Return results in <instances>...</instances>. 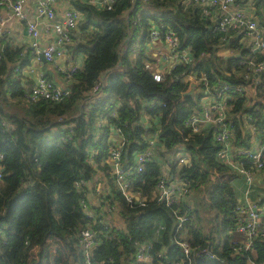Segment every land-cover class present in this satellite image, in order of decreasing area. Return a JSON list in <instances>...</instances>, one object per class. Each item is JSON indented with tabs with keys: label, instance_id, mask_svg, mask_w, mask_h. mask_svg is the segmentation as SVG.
I'll use <instances>...</instances> for the list:
<instances>
[{
	"label": "trees",
	"instance_id": "trees-1",
	"mask_svg": "<svg viewBox=\"0 0 264 264\" xmlns=\"http://www.w3.org/2000/svg\"><path fill=\"white\" fill-rule=\"evenodd\" d=\"M73 4L83 14L73 50L84 56V65L75 73L69 95L60 102L27 101L22 69L29 57L23 58L21 49H12L8 43L0 51V264H264V239L255 237L245 249L228 233L234 225L237 198L232 180L236 175L216 157L218 147L209 129L184 142L191 159L179 172L190 181L193 203L192 207L186 199L177 203L181 212L187 210L191 215L180 227L175 223L176 205L168 207L152 200L131 205L111 179L102 204L90 207L95 216L86 215L81 200L88 186L79 189L75 185L80 179L88 181L93 172L85 161L86 149L96 147L104 156L108 128L114 124L129 141L125 156L130 160L132 152L142 150L153 118L161 125L165 150L174 149L189 133L184 126L186 118L202 108L201 88L187 94L190 83L184 76L194 71L204 73L213 86L245 84L240 64L245 52L232 42L228 47L233 55H218L221 34L212 31L211 21L202 16L199 7L184 10V4L176 0H115L110 10L81 1ZM137 17L140 21L135 22ZM149 20L161 30L175 31L180 48L193 53L196 61L192 68L178 65L162 80L154 79L145 67L155 62L145 51V32L141 44L136 43L137 24L145 30ZM132 28L134 35L124 43ZM101 75L105 76L104 87L100 95H93L92 87ZM228 93L232 96L228 101L234 120L232 141H236L235 148L246 149L250 133L234 114L249 115L257 134L264 138V83L255 86L251 96L233 93L232 88ZM139 98L158 103L143 109ZM83 100L84 104L80 103ZM74 103L82 105L80 113L65 120ZM116 104L117 117H107L108 126L99 130L98 117L109 114ZM143 113L149 124L140 123ZM167 151L159 156L156 152L135 179L134 186L145 194L151 195L159 163L170 162ZM236 159L250 166L242 157ZM172 169L176 170L174 164ZM203 183L209 193L207 208L215 211L214 221L207 226L201 223L205 211L199 213L200 199L195 203L196 186ZM114 211L121 223L113 224ZM84 229L94 231L88 259L81 244ZM176 241L188 244V256ZM142 245L150 256L147 261L137 259ZM205 249L215 257H208ZM157 252L161 255L156 256Z\"/></svg>",
	"mask_w": 264,
	"mask_h": 264
},
{
	"label": "built area",
	"instance_id": "built-area-1",
	"mask_svg": "<svg viewBox=\"0 0 264 264\" xmlns=\"http://www.w3.org/2000/svg\"><path fill=\"white\" fill-rule=\"evenodd\" d=\"M82 2L110 10L115 0H82ZM32 3L34 7L31 13L28 0H0V51L2 42L12 38L8 21L23 24L27 50L23 51L21 48V56L29 57V62L24 69L32 73L27 81L25 99L29 102L44 100L58 103L69 95V86L74 82V75L84 65V56L73 52L75 35L79 30L78 26L83 14L68 1L62 6L57 5V0H32ZM182 3L185 6L195 4L200 8L202 16L211 21L212 31L221 34L218 49H227L233 55L234 51L228 46L235 42L240 46V50L245 52L240 64L243 66V79L246 83L235 87L225 83L213 86L209 84L204 73L190 72L183 79L190 83V90L192 87L189 79L192 80L194 87L201 88L202 108L186 118L184 126L189 130L187 137L182 136L181 142L174 149L165 150L161 125L157 118H153L151 130L143 139L142 150L132 152V159L127 160L125 153L129 141L120 127L111 124L108 128L110 135L106 154L101 157L98 148L88 147L85 161L92 167V175L88 181L80 179L75 185L79 189L88 186L81 200L82 209L88 217L95 216L90 209L88 191H92L96 196H101V193L108 194L106 187L103 189L101 186L106 185L111 179L131 205H143L147 200L155 201L157 204L164 203L168 207L176 205L175 223H178L177 226L180 227L181 223L189 220L191 215L187 210L181 212L177 203L182 199H186L189 207H192L193 203L190 181L179 172L182 166L190 165L191 157L184 142L188 137L202 134L209 129L212 140L218 147L216 157L236 176L244 177L246 182L242 196L236 199L232 215L234 225L228 233L236 241L242 242L245 249H248L255 237L264 239V197L261 196L264 193V138L257 134L256 126L249 115L234 114L250 133V147L246 149L234 147V142L236 143L232 141V138L234 140L232 127L234 120L230 117L232 106L228 104L232 96L228 91L232 88L233 93L251 96L255 86L261 82L264 83V8L262 7L264 0H182ZM135 19V22L140 21L139 17ZM137 25L141 31L144 30L140 23ZM148 25L149 27L145 29L144 48L155 62L147 63L145 67L151 70L155 80H162L165 74L170 73L178 65L190 68L194 66L196 60L192 51L189 48H180V40L175 31L161 30L151 20ZM135 46L136 44L131 47L134 52ZM235 55L239 56L240 53ZM43 64L55 67L56 73L63 82L62 86L43 71ZM104 77L101 75L92 87L93 95L101 94ZM186 78L188 79L185 80ZM138 101L143 109L148 106L154 107L158 103L156 99L139 98ZM117 109L118 104L109 114L98 117L96 125L99 130L108 126L107 117H117ZM144 115L145 113L141 117ZM146 127L149 126L146 125ZM97 134L98 132H95L96 137ZM164 151L169 152L166 156L170 157V162L159 163L157 181L150 192L151 195L145 194L141 187L134 186V181L144 172L146 164L155 157L156 152ZM236 156L248 161L250 166L245 167L240 160L236 159ZM171 160L174 161L175 171L172 169ZM2 162L3 155L0 153V182ZM101 168H104L105 182L97 178L98 170ZM257 186L263 187L255 193ZM111 215L117 216L115 211ZM113 224L118 222L114 221ZM160 228L158 226L156 230ZM80 235L81 244L88 259L94 231L84 229ZM175 243L185 256H188L190 251L188 244L184 241ZM171 245H174L172 241ZM145 250V245L139 248L137 253L139 261L150 259ZM204 252L210 258L215 257L210 249H205ZM160 255L159 252L156 253V256Z\"/></svg>",
	"mask_w": 264,
	"mask_h": 264
},
{
	"label": "crops",
	"instance_id": "crops-1",
	"mask_svg": "<svg viewBox=\"0 0 264 264\" xmlns=\"http://www.w3.org/2000/svg\"><path fill=\"white\" fill-rule=\"evenodd\" d=\"M66 1H68L73 6H74L73 3L75 1H81L82 2V0H57V5L58 6H62L63 4L66 3ZM28 2H29V5H28L29 6V10L32 13L34 4L32 3V0H28ZM176 2H180L183 5L182 0H176ZM195 7H196L195 4H190L188 6L183 5V9L184 10H189V9H192V8H195ZM262 7L264 8V3L262 4ZM126 15L128 16V13ZM8 27L10 28V33L12 34V38H11V40H4L2 42V44L8 43V44H10L12 46L11 47L12 49H14V48L15 49H21L22 48L23 51H26L27 50V44H26L27 43V38H26V32H25L24 25L23 24H18V23L13 22V21H8ZM126 40L127 39L124 40V43L126 42ZM73 52L75 54H77L75 51H73ZM230 53L231 52L229 50L222 49V50H219L218 55L226 57V56H229ZM27 55H29V54H27ZM28 62H29V59H28ZM42 69H43V71H45L46 74H48L49 77H51L53 80H55L58 85H60V86L63 85V82L61 81L60 77L56 73L55 67L53 65L43 64L42 65ZM22 74L24 76V81L25 82H27L30 79V77L32 76V73H29V72L25 71L24 68L22 69ZM187 79L188 78H186L185 80H187ZM189 80L191 81V86H192V80L191 79H189ZM194 89H195V87L193 88V91H194ZM103 172H104L103 170H98L99 175L97 176V178L105 182L106 176H104L102 174ZM237 177L238 178H242L244 180L245 186L243 187L241 192L235 193L236 198L242 196V194H243V192H244V190L246 188V182H245L244 177H242V176H235L233 178V180H232V183L234 182L235 179H237ZM105 187H106V192H109V187H108L107 184L101 186V188H103V189H105ZM262 187L263 186H257V188L255 190V193H258ZM87 196H88V200L90 202V206L91 207H97L100 204H102L101 203V198L99 196H96L92 191H88ZM112 217L118 223L121 222L118 216L112 215Z\"/></svg>",
	"mask_w": 264,
	"mask_h": 264
},
{
	"label": "rangeland",
	"instance_id": "rangeland-1",
	"mask_svg": "<svg viewBox=\"0 0 264 264\" xmlns=\"http://www.w3.org/2000/svg\"><path fill=\"white\" fill-rule=\"evenodd\" d=\"M149 8V7H148ZM129 16L126 15V18H128ZM262 19V18H261ZM80 25V24H79ZM139 30V29H138ZM143 32L146 33V30L144 31H140L138 32V34H136V38H137V45L139 46V44H141V38H142V35L144 34ZM134 35L133 34V28L129 30L128 32V35H127V40L126 42L130 39V37ZM124 42V41H123ZM145 43V41H144ZM143 43V44H144ZM220 50V49H219ZM218 50V52H219ZM222 50V49H221ZM190 91V90H189ZM199 91L197 90L196 93H198ZM80 103H83L84 104V100L81 101ZM12 104H16V103H12ZM65 106H67L65 104ZM82 107L81 104L79 103H74L71 107V109L69 111H67V113L64 115V119L65 120H70L71 118L73 117H76L80 111L78 110L79 107ZM11 108V107H10ZM6 109V108H5ZM84 109H85V105H84ZM150 120H149V117H147V115L145 114L144 116H142L140 118V123L141 124H149ZM153 122V121H152ZM56 130V129H55ZM161 152H158V154L156 156H159ZM172 164H174V161L171 160ZM100 170H103L104 171V168H101ZM104 176H105V172L102 173ZM226 174V173H224ZM99 175V174H98ZM220 179H223V177H220ZM217 180V179H216ZM207 184H204L203 185H199V186H196V192H195V203L197 202V199L199 198V202L201 203L200 205V208H199V213H202L203 211H205V215L202 214V221L201 223H206V226H207V223H212V221H214V217H215V211L212 209H209L207 208L208 207V189L206 188ZM232 186H233V189H234V192L235 193H239L241 192V190L243 189V187L245 186L244 184V180L242 178H238L234 180V182L232 183ZM211 187V186H210ZM198 196V197H197ZM261 196L264 197V193L261 194ZM101 198V201H102V197H103V193H101V196H99Z\"/></svg>",
	"mask_w": 264,
	"mask_h": 264
},
{
	"label": "water",
	"instance_id": "water-1",
	"mask_svg": "<svg viewBox=\"0 0 264 264\" xmlns=\"http://www.w3.org/2000/svg\"><path fill=\"white\" fill-rule=\"evenodd\" d=\"M192 89L187 93V94H189V93H192L193 92V88H194V85L192 84Z\"/></svg>",
	"mask_w": 264,
	"mask_h": 264
}]
</instances>
